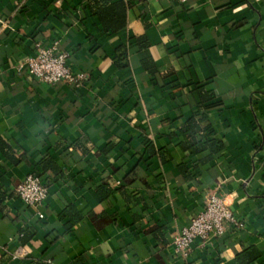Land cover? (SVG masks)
Wrapping results in <instances>:
<instances>
[{
    "label": "crops",
    "instance_id": "0c3cea01",
    "mask_svg": "<svg viewBox=\"0 0 264 264\" xmlns=\"http://www.w3.org/2000/svg\"><path fill=\"white\" fill-rule=\"evenodd\" d=\"M38 44L78 79L33 78ZM197 113L222 151L182 147ZM215 193L242 226L176 254ZM0 264H264V0H0Z\"/></svg>",
    "mask_w": 264,
    "mask_h": 264
},
{
    "label": "built area",
    "instance_id": "2783aa9c",
    "mask_svg": "<svg viewBox=\"0 0 264 264\" xmlns=\"http://www.w3.org/2000/svg\"><path fill=\"white\" fill-rule=\"evenodd\" d=\"M183 4L188 0H177ZM69 54L60 51L57 46L45 47L38 44L35 55L28 58L27 69L29 74L44 83L58 84L61 82H74L75 77L69 64ZM17 197L27 206L39 208L48 196L46 182L35 174L28 175L18 186ZM43 219L44 215L40 214ZM230 226L241 227L225 198L218 194H212L202 212L197 214L191 223L172 238L175 253L187 257L192 244L201 239L207 241L211 238L222 237Z\"/></svg>",
    "mask_w": 264,
    "mask_h": 264
},
{
    "label": "trees",
    "instance_id": "16d2710c",
    "mask_svg": "<svg viewBox=\"0 0 264 264\" xmlns=\"http://www.w3.org/2000/svg\"><path fill=\"white\" fill-rule=\"evenodd\" d=\"M122 3L113 5L115 7H120L122 6ZM111 9V8H109ZM125 56H123L124 58ZM200 116V113H197L196 115H194L181 129L180 133L181 135H183V137L185 138V141L182 143V147L184 149H191L195 154H201L205 151H211L212 153H217L223 150L224 145L222 144V142L219 141H215V140H198V135L203 131L202 127L200 126L198 117ZM205 116H202V119H204ZM148 150L151 154L155 155L156 151L153 150L152 146L149 145L148 146ZM212 158V156L209 157V159ZM182 172L183 174H185V176L187 178H191L190 175L187 174V169H185L184 167L182 168ZM38 177H41V175L36 174ZM106 196L109 197L113 190H111L110 188H106ZM78 220L75 219L72 221V223H76ZM257 252L255 249L251 248L248 249L247 251L243 252L241 255L238 256V260L242 263H251L254 259H256Z\"/></svg>",
    "mask_w": 264,
    "mask_h": 264
}]
</instances>
